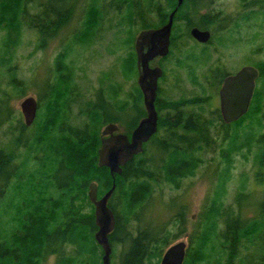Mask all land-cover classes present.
Segmentation results:
<instances>
[{"label":"trees","instance_id":"1","mask_svg":"<svg viewBox=\"0 0 264 264\" xmlns=\"http://www.w3.org/2000/svg\"><path fill=\"white\" fill-rule=\"evenodd\" d=\"M33 1L0 0V30L5 31L0 46L2 67L12 61L23 26L36 34L42 46L70 17L71 0ZM29 2L33 3L32 12L27 8ZM245 3L236 27L240 29L244 21L264 28V0ZM176 6L177 0H90L86 5L79 31L72 34L76 43L69 41L57 54L52 79L40 83L44 92L39 93L37 117L30 134L24 140L19 138L17 144L21 161L17 162L15 152L9 153V148H0V264H46L50 257H54L53 264H103V249L95 239V208L88 194L92 182L97 183L99 197L115 182L109 201L116 221L109 235L110 264H159L165 249L186 229L187 206L177 196L166 202L158 200L165 215L168 212V220L155 219L156 223L148 218L144 211L149 208L145 207L155 193L162 194L163 188L180 194L185 181L196 175L204 164V153H210L217 145V141L210 140L211 127L216 128V136L221 134L219 127L222 129L224 143L219 152L224 165L216 174L212 194L206 198L190 233L183 264H234L237 259V264H264V195L247 217L243 216L242 207L250 196L244 186L236 198L238 212L233 205L225 204L233 155L250 150L254 143H264V121L259 117L261 109L264 117V61L253 65L260 76L248 113L232 124L223 122L218 108L210 119L204 116L202 103L211 105L210 96L162 99L159 86L155 102L157 132L144 144L143 152L114 177L107 167L98 165L101 130L109 122L121 126L117 122L120 113L130 104L139 109L143 97L138 84L130 94L131 101L121 99L119 89L109 84L96 93L94 101L81 107L78 119L71 117L75 90L80 89L75 81L73 50L96 41L102 23L115 14L117 25L125 34L119 47L127 49L121 74L131 79L137 73L136 53L132 49L136 32L163 24ZM189 6L190 2L183 0L173 27L179 21L190 27L213 26L210 14L200 15L199 9L187 20ZM173 30L171 52L179 33ZM188 57L195 64H202L207 63L210 54L201 61L199 55ZM215 65L216 62L208 67L205 78L213 83L210 88L217 93L226 73ZM193 104L199 106V111L189 109ZM128 124L134 129L137 121L132 118ZM248 204L252 206V202ZM154 208L157 211L158 205ZM242 247L254 248L253 257L246 256Z\"/></svg>","mask_w":264,"mask_h":264},{"label":"rangeland","instance_id":"2","mask_svg":"<svg viewBox=\"0 0 264 264\" xmlns=\"http://www.w3.org/2000/svg\"><path fill=\"white\" fill-rule=\"evenodd\" d=\"M35 1V0H34ZM33 1V3H35ZM90 0H71V8L69 10L70 17L64 27L57 30V32L45 39V42L38 43L36 34L30 30L27 26H23L22 34L19 44L13 48L12 61L7 67L0 65V113L5 109V114L8 108L11 109V115L4 121L0 119V148H9L10 151L15 152L18 156L20 147L14 142V138L17 137L19 119H21L20 102L21 100L30 95L39 98V93L44 92L40 83H44L46 80L52 79L53 62L57 54L66 47L68 42L73 40L72 34L79 31L81 25V17L84 13V9ZM252 0H247L251 2ZM246 2V3H247ZM33 3L29 2L27 8L30 12ZM192 0V5L208 6V10L215 12L216 10H224L227 14L238 15L240 12H244L245 7L242 0H199L197 3ZM245 3V4H246ZM240 10L238 11V9ZM206 12L207 9L200 10ZM199 11V12H200ZM118 18L115 14L107 16L106 20L100 26L99 35L91 45L85 47L78 46L73 50L72 58L74 61L76 83L79 85V96L74 95V106L70 109L71 117L78 118L81 107L96 99V93L104 91L109 84H114L120 91V97L123 100L131 101L130 94L137 85L138 72L131 79H126L121 74V67L123 71L122 59L125 56L127 49L119 47L122 45V40L125 34H122L118 25ZM185 22H177L175 29H178L179 33L176 37L175 46L172 49L171 54L165 59H156L151 63V66L159 65L164 69V77L160 83V96L162 99H187L194 100L198 96L203 95L204 98L211 97V105L208 103H202L204 116L208 119L213 117V111L219 109V95L215 90H211L210 84L207 82L208 78H205V73L209 69L208 67L215 62L224 63L227 71H236L246 65H255L259 61H264V28L255 26L253 24L250 27H240L239 34L228 38V30H221L214 28L213 38L206 46V52L210 53V57L207 63L195 64V60L186 56V54L198 55L199 48L203 45L198 44L193 38L183 36L188 31V27H185ZM162 25V24H161ZM161 25L157 26L160 27ZM214 27V26H213ZM212 27V28H213ZM137 31L136 33H138ZM5 34L4 30H0V46L1 39ZM71 38V40H69ZM234 45H230L231 41ZM225 43L224 45L222 44ZM233 43V42H232ZM192 45H196L192 48ZM227 45V46H226ZM134 49V43L133 47ZM190 50V51H189ZM194 50V51H193ZM0 49V57L2 52ZM71 51V50H70ZM206 52H200L202 58H207ZM70 54V52H69ZM70 57V56H69ZM200 57V58H201ZM205 64V65H204ZM197 65V66H196ZM195 67V71L193 68ZM224 71V70H223ZM207 76V75H206ZM21 82L25 85L24 91L21 92L17 85L22 86ZM201 85H198V84ZM258 83V82H257ZM13 84L15 90L8 95L9 87L12 88ZM204 87V88H203ZM205 93H203L204 91ZM203 91V92H202ZM208 91V95H207ZM264 95V87H262ZM4 103V107H3ZM9 104V106L7 105ZM264 104V103H263ZM130 104L126 111L120 113V120L122 131L128 132L133 130L130 127L129 121L135 118L138 122L139 119L146 115L145 107L143 104L137 107H133ZM189 109L199 111L197 104L189 105ZM262 108V106H261ZM260 119L264 121V117L261 114ZM140 112V113H139ZM9 119V120H8ZM122 119V121H121ZM263 124V123H262ZM135 128V127H134ZM233 132V128L229 129V133ZM216 128L211 127L210 140L217 141V145L210 153H204L203 162L200 169L195 176L188 178L185 181V187L180 191L169 190V188H163L162 194L155 193L145 208L148 218L153 219L155 222L161 219L168 220V212L165 215V211L162 208L161 201L169 200L172 196H177V199L183 200L187 206L186 216V229L183 232L178 233V241L190 242V233L196 225V221L199 220L202 207L206 201L208 195L212 194L214 183H216L217 173L223 168V162L220 158V148L223 145L222 141V129L219 127V136L215 135ZM259 133V132H257ZM262 133V132H261ZM257 135V134H256ZM259 136V135H258ZM14 148V149H13ZM233 167L230 170V181L227 185V193L225 195V204L233 205L235 212L239 211V205L236 202V198L240 193V187L244 186L246 192L249 193V201L243 203L244 217L251 216L254 211L255 204L264 195V143H254L250 150L243 149L241 152L233 155ZM178 194V195H177ZM252 202V206L248 203ZM158 205L157 211L154 207ZM153 206V207H152ZM169 210V209H168ZM146 218V217H145ZM156 223V222H155ZM161 225H163L161 223ZM168 228V226H166ZM169 228L174 229L169 225ZM175 230V229H174ZM173 230V231H174ZM176 232V231H175ZM246 256L255 253V249L241 248ZM243 253V255H244ZM54 257H50L46 264H53ZM239 263V260L233 262Z\"/></svg>","mask_w":264,"mask_h":264},{"label":"water","instance_id":"3","mask_svg":"<svg viewBox=\"0 0 264 264\" xmlns=\"http://www.w3.org/2000/svg\"><path fill=\"white\" fill-rule=\"evenodd\" d=\"M183 0H177L176 8L169 14L168 21L161 27L140 30L134 41L137 65V84L142 92L146 116L142 118L131 134L119 132L117 123L109 122L101 130V144L98 149V165L107 167L112 177L120 174L127 162L144 150L147 143L158 129V111L156 98L158 80L163 75L160 66H151L156 57L169 54L174 16ZM191 35L201 43L211 38L208 30L192 28ZM260 71L253 65L241 67L236 73L225 78L220 90V112L223 121L231 124L240 120L250 109ZM25 123L31 125L36 118L38 102L34 96H27L21 103ZM115 190V182L101 197H98V186L92 182L89 186V199L94 204L95 222L98 227L95 233L97 243L103 249V264L111 263L112 246L109 235L115 227V215L109 206V200ZM187 243L178 241L164 251L159 264H183Z\"/></svg>","mask_w":264,"mask_h":264},{"label":"flooded vegetation","instance_id":"4","mask_svg":"<svg viewBox=\"0 0 264 264\" xmlns=\"http://www.w3.org/2000/svg\"><path fill=\"white\" fill-rule=\"evenodd\" d=\"M197 1L199 2V0H194V2H196L197 3ZM188 2H190V6L188 7V12L186 13V17L188 18L187 20H189V18L191 17V14L193 13V12H196L198 9H199V11L200 10H203V9H207V11L206 12H202V11H200L199 13H200V15H205L207 12L210 14V16H209V22H210V24H213V26H211V25H208V26H196V25H193L192 27H190L189 25H187V23L185 24V27L187 26L188 27V31L187 32H185L184 33V35L183 36H185V37H189V38H193L192 37V35H191V30H192V28H194V27H197V28H199L200 30H208V31H210V33H211V38H210V40L207 42V43H201V42H199V41H197L196 39H194V41H196L198 44H196V45H199V44H201V45H203L201 48H199V51H197L198 52V55L201 57V55H200V52H206V46H207V44L208 43H210L211 42V40H212V38H213V31L212 30H214V28H216V29H221V30H228L229 31V35H228V38H229V36L230 37H232V36H234V35H237V34H239V29L236 27V24H237V19H238V17H239V13H238V15L237 16H235L234 14H227L226 12H224V10L222 9H220V10H216L215 12H211V11H209L208 10V6L206 5V8H205V6H203V4H202V6L201 5H198V6H195V5H192L191 3H192V0H188ZM195 3V4H196ZM244 4V3H243ZM243 7H245V5L243 6ZM240 10V8L238 9V11ZM168 18H169V16H168ZM168 18H167V21H168ZM166 21V22H167ZM166 22H164L163 24H165ZM187 22V21H186ZM213 22V23H212ZM215 23V24H214ZM162 24V25H163ZM174 24V23H173ZM242 27L244 26V27H250V24L247 22H244V21H242ZM161 25V26H162ZM160 26V27H161ZM174 26V25H173ZM213 27V28H212ZM60 28H62V27H60ZM59 28V29H60ZM173 29H175L174 27L172 28V33H171V41H172V35H173V32L175 31V30H173ZM176 30H178V29H176ZM237 40H233V41H231V44L230 45H234V42H236ZM233 42V43H232ZM222 44L224 45L225 43H223L222 42ZM196 45H192V48L194 47V46H196ZM227 46V45H226ZM170 49H171V43H170ZM190 51V50H189ZM194 51V50H193ZM171 53V50H169V54ZM169 54L167 55V56H165V57H156L155 59H153L151 62H150V65H151V63L154 61V60H156V59H165V58H167L168 56H169ZM208 54H210V53H208ZM186 56L188 57V56H190V55H188V54H186ZM195 56H197V54L195 55ZM189 58H191V57H189ZM193 59V58H192ZM194 60V59H193ZM202 60V57H201V59H200V61ZM202 64H203V62H202ZM201 64V65H202ZM199 65V64H198ZM155 66H159V65H154V67ZM215 66H218V67H220L222 70L224 69L225 70V75H224V78L222 79V82L220 83V86H219V89H218V95H219V90H220V88H221V86H222V84H223V82H224V80H225V78L226 77H228L229 75H231V74H234V73H236L238 70H236V71H231V72H229V71H227V69H226V65L224 64V63H219V62H216V65ZM161 67V66H160ZM162 68V67H161ZM162 70H163V75H162V77H160L159 78V80H158V90H159V86H160V83H161V81H162V79H163V77H164V74H165V72H164V69L162 68ZM259 79V78H258ZM258 79H257V81H258ZM198 85H201L200 83L198 84ZM15 85L13 84V86H12V88H10L9 87V89H10V91L8 90V95H10L12 92L11 91H13V90H15V88L16 87H14ZM17 87H19V89L21 90V92L22 91H24V87H25V85L23 84L22 86H19V85H17ZM204 88V87H203ZM13 89V90H12ZM77 90V91H76ZM76 90H75V93L77 94V96H79V90L76 88ZM141 91V90H140ZM203 91H204V89H203ZM202 91V92H203ZM142 93V92H141ZM158 93V92H157ZM28 96H30V95H28ZM27 97V96H26ZM26 97H24L22 100H21V102H20V104H19V106H20V112H21V114H22V116H21V119H19V126H17L16 127V129L18 128V131L16 132V135H17V137L16 138H14V142H15V144L17 145L18 144V140H19V138H23V140L26 138V135H28V134H30V131H31V127L33 126V123L35 122V120L33 121V123L31 124V125H27L26 123H25V117H24V114H23V112H22V108H21V103H22V101L26 98ZM35 97V96H34ZM142 97H143V95H142ZM36 99H37V102H38V98L37 97H35ZM220 102V101H219ZM143 104H144V101H143ZM8 106H9V104H7ZM220 105V104H219ZM73 106H74V104H73ZM3 107H4V103H3ZM145 107V106H144ZM219 109H220V106H219ZM146 111V110H145ZM7 114L6 115H4L5 114V109L2 111V113H0V119L1 120H5V119H7L8 118V115H11V113H12V111H11V109L10 108H8V110H7V112H6ZM37 114H38V109H37ZM37 114H36V117H37ZM220 114H221V112H220ZM78 116H79V114H78ZM146 116V115H145ZM144 116V117H145ZM144 117H142V118H144ZM222 117V116H221ZM79 118V117H78ZM77 118V119H78ZM141 118V119H142ZM36 119V118H35ZM141 119H139V121L141 120ZM9 120V119H8ZM223 120V119H222ZM139 121L137 122V124L139 123ZM21 125H23L24 127H22ZM119 125V127H120V130H119V132H123L122 131V126H120V124H118ZM136 127V126H135ZM132 132V131H131ZM123 133H125V132H123ZM131 134V133H130ZM129 135V134H128ZM8 149V148H7ZM14 149V148H13ZM9 153H12V151H9ZM14 153V152H13ZM15 154V153H14ZM20 156V155H19ZM19 156H17L16 157V160H17V162H20L21 161V159H20V157ZM99 197V196H98ZM110 201V200H109ZM92 203V202H91ZM93 204V203H92ZM94 205V204H93ZM173 244V243H172ZM187 249H188V243H187V247H186V254H187ZM185 257H186V255H185Z\"/></svg>","mask_w":264,"mask_h":264},{"label":"bare ground","instance_id":"5","mask_svg":"<svg viewBox=\"0 0 264 264\" xmlns=\"http://www.w3.org/2000/svg\"><path fill=\"white\" fill-rule=\"evenodd\" d=\"M256 86H257V85H256ZM219 101H220V99H219ZM221 116H222V114H221ZM222 119H223V118H222ZM223 122H224V121H223ZM224 123H225V122H224ZM225 124H226V123H225ZM231 124H232V123H231ZM185 188H186V187H185ZM166 249H167V248H166ZM166 249H165V250H166Z\"/></svg>","mask_w":264,"mask_h":264}]
</instances>
